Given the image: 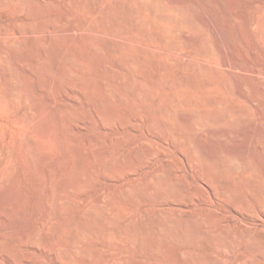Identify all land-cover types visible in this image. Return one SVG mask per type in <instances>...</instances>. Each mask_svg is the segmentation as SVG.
Returning <instances> with one entry per match:
<instances>
[{"label":"rangeland","instance_id":"1","mask_svg":"<svg viewBox=\"0 0 264 264\" xmlns=\"http://www.w3.org/2000/svg\"><path fill=\"white\" fill-rule=\"evenodd\" d=\"M113 1L102 0L96 3V7L113 6ZM178 1L181 9L168 11L173 17L172 21L157 19L148 24L146 20L151 15L142 10V18L137 22L136 30L129 28L120 16L116 18L113 33L108 29H97L99 33L96 37L103 41L112 38L124 49L123 53L140 62L139 67L125 63L122 56L110 55L104 48L96 52L81 37V32H76L72 47L84 51L88 61L77 59L79 65L75 66L71 60L76 59V56L66 60L59 51L53 50L52 59L44 62L38 71L33 69L36 60H44L43 49L52 46L47 31L54 27H67L81 16L68 0H0V233L14 243L21 254V257L14 260L7 253H1L0 264H63L43 241L31 245L26 240L28 235L42 230L50 218L51 205H42L40 202L41 196H45V200L50 197L47 185L52 181L59 189L63 184L74 183L77 177L88 174L90 164L95 167L90 182L75 190L65 186L57 190V197L67 196L72 199V204L62 210L63 224L103 195L105 205L110 214L114 215L113 219L106 220L104 224L123 229L127 225L140 224L144 218L154 222L164 217L173 236H156L159 247L157 253L142 250L135 240L127 242L123 238L87 237L81 241V247L97 253L93 256L79 253L74 263L120 264L121 259L134 264L261 262L263 255L255 242L260 237L264 222L259 216L252 192L247 190L246 182L256 181L263 168L255 144H264V81L252 75V72H264V52H253L255 39L250 32L248 17L257 7L262 13L260 27L264 29V0H224V7L216 5L215 0ZM241 7L245 9V14L236 18L234 9L243 11ZM215 15L220 17L216 18ZM183 16L186 19L178 23L179 30L176 31V18ZM228 17L233 18L232 23L228 24ZM22 28L34 29L36 33L24 34L20 30ZM40 28L46 32L40 33ZM3 30L11 34L3 36ZM219 30H233L230 34L235 37L230 35L224 38ZM258 30L256 32L261 34ZM160 34L172 40L170 49L174 55L164 52L166 47L158 38ZM227 39L229 42H240L242 46L238 44L248 48V52L244 48L239 53L235 48H230L228 52L221 51L219 44L221 41L225 43ZM212 45L215 51H212ZM71 52L77 55V51ZM237 54L240 55L237 57L241 63L247 60L243 69L239 70L241 74L231 72L223 62ZM60 64H66L76 78L87 81L89 88L73 86L56 68L52 70L50 67ZM101 65H106V69ZM161 66L166 69H161ZM48 71H54L59 85L54 83L50 87ZM119 76H125L134 87L148 91L149 100L143 99L133 88L126 87ZM100 82L112 87L120 97L115 98L100 89ZM12 87L18 88L20 92L15 104H11L9 95ZM239 90L247 96H256L257 100L253 103L246 98L242 99ZM166 96H172L177 101L182 131L205 150L218 154L228 147L248 151L247 158L253 168L240 174L226 173L206 155L205 161L235 183L240 198L251 204V212L245 211L244 206L235 199H228L204 173L200 162L194 160L186 150L185 137L175 141L169 124L164 136H160L151 125L154 109L152 100H161ZM95 99L106 104L114 120L108 123L102 120ZM212 99L223 105H212ZM58 102H68L76 110V115L71 116L66 123L71 143L59 126V114L52 110V104ZM33 106H38L39 110L32 112L28 124H24L21 119ZM128 107L132 110L129 111ZM232 108L240 115L236 119L217 125L196 126L192 123L196 115L223 116ZM27 140L32 144L28 142L34 160H31L29 149L26 148ZM113 142H118L119 146L112 152L99 156L84 154L106 150ZM147 147L153 154L146 155L143 152ZM136 148L142 151L140 165L133 169L121 168L119 163L127 162V157ZM109 162L115 163V167L103 173L100 167ZM71 165H79L78 173L69 172ZM159 167L168 168L167 184L176 187L177 197L164 193L162 201L154 198L140 199L135 200L133 206L115 197L116 189L129 181L143 182L149 173ZM242 232L252 243L240 239L235 241V237ZM241 256H249L250 262L243 263Z\"/></svg>","mask_w":264,"mask_h":264},{"label":"bare ground","instance_id":"2","mask_svg":"<svg viewBox=\"0 0 264 264\" xmlns=\"http://www.w3.org/2000/svg\"><path fill=\"white\" fill-rule=\"evenodd\" d=\"M101 1L102 0H68L69 3L73 4L74 10L81 16V18H78L75 21L71 22L70 24L67 25V27H64V26H63V28L54 27L53 29L47 31L48 35L51 37V40H52L51 45L52 46L49 48L43 49L45 58L42 61L39 59L36 60L35 66L33 69L38 70V71L41 70L44 62H48L52 59L51 55L54 53L53 50L59 51L61 53V56H63L66 60H70V59H72V57L76 56V59L71 60L73 65H75V66L79 65L78 60L88 61V56L84 51L77 50L76 48L72 47V45H73L72 42L74 41V36H75L76 32H81L80 33L81 37L84 40L88 41L89 44L94 48V50L96 52L100 48H104V49H106V51L109 52L110 55L122 56V59L125 63L130 64L133 67H139L140 62L138 60L132 58V57H129L128 54L123 53L124 49H122L119 45H117L112 38H109L107 41L106 40L103 41V39L101 40L100 38L96 37L97 34L99 33V31L97 29L98 28L108 29L111 33H113V30L116 29V18H117V16H120L129 28H131L132 30H136L137 29L136 24L142 18V10L147 11L151 15V18L149 20L148 19L146 20L149 24L150 22H154L157 19H159L163 22L164 21L165 22L166 21H172L173 17L169 15L168 11H172V10L178 11L179 9H181V3L178 0H174V1H170V0H130L128 2L115 0V2L113 1L114 3L112 2L113 6L111 5V6L102 7V8L96 7V3L101 2ZM215 1L217 2L216 5L221 4L222 7H224L223 4L226 5L224 0H222L223 2L221 0H215ZM3 2H5V1H3ZM16 3H19V2H16ZM213 6H215V5H213ZM15 7H13V8H15ZM18 7L20 9V6H18ZM232 8H231V11L233 12ZM241 8L243 9V7H241ZM17 11H18V9H17ZM244 11H245V9H243V11H241L239 8H238V10L234 9L236 18H237V16L244 15L245 14ZM35 14H37V13H35ZM249 14L250 15L248 17V23H249L250 29L252 30L250 32H252L253 37L255 39V42L253 41L255 44V47H254L255 51H253V50L252 51L253 52H256V51L264 52V29H261V27H260V25H261L260 14H262V13L256 7V9L252 10V12ZM227 15H228V13H227ZM215 17H216V15H215ZM218 17H220V16H217L216 18H218ZM185 19L186 18L184 16L181 18H179V17L176 18V22H177L175 25L176 31L179 30L178 23L183 22ZM221 19H222V16H221ZM226 20L228 21V24L233 22L232 17H228ZM213 24H215V23H213ZM212 27H214V26H212ZM22 29H20V30L24 34H32L33 35L36 33L34 31V29L33 30L30 28H26V29L24 28L23 30ZM216 29H218V28H216ZM219 29H223V28H219ZM257 29L260 30L259 33L262 32L263 34L262 33L258 34L256 32ZM230 31H233V30H230ZM230 31L229 30H219V33L222 32L220 34H222L224 36V38H229L231 35ZM39 32L43 33L46 31H45V29L43 30V28H40ZM2 34H3V36H7L11 33L6 31V30H3ZM232 37H235V35ZM158 38L160 41L163 42V44H165L166 48L164 49V52L167 55H174V52L170 49L172 40L164 34H160L158 36ZM230 39H232V38H230ZM218 41H219V39H218ZM230 42H229V39H227L225 43L224 42L222 43V41H221V43L219 44L220 50L223 52H225V51L228 52L230 50V48H235L234 50L237 49L238 53H239V52H242L243 48L245 49V47H243V48L241 47L242 44L240 42H238V43H240L241 46H240V44H238L234 41L231 42L232 44ZM199 43L204 45L202 41H200ZM243 46H245V45L243 44ZM143 49H144V47H143ZM247 49L248 48H246L245 50H247ZM71 50L77 51V55H72L74 53L71 52ZM144 50L146 51V48ZM213 50H214V46L212 45V51ZM248 50H247V52H248ZM231 51H233V50L231 49ZM250 53H251V51H250ZM246 54L244 53V55H246ZM255 54H257V52ZM238 55L239 54H237L233 57H230V58H226L225 61H223V62H225L226 66L229 68V70L233 73H238L239 70H242L244 67L243 64L246 63V61H247L246 60L244 63L243 62L241 63L240 58L237 57ZM241 55H243V54H241ZM225 56H227V55H225ZM248 56H251V55H248ZM258 56H260V55H258ZM261 56H262V54H261ZM3 58H7V56H4ZM249 58H251V57H249ZM100 64H99V66H100ZM259 64H261V62ZM252 65H250V66L254 67ZM245 66H247V65H245ZM250 66H249V68H250ZM50 67H52V70H55V68H56V70L59 72V74L65 80L72 83L73 86L74 85H76L78 87L80 86V87H82V89H84V88L88 89L89 88V83L85 80H80L79 78H76L74 75H72V73L70 72V70L66 64H60V65H57V67H54V65H52ZM102 68L106 69V65H103ZM161 69L165 70L166 67L161 66ZM245 71L247 72L246 69H245ZM34 72H36V71H34ZM246 72H244V73H246ZM249 72L250 71H248V73ZM253 74L255 75V77L257 76L258 79H261L262 82L264 81V72H262L261 70L258 72L253 71L252 75ZM119 77H120L121 82L126 87L133 88L132 90L133 91L136 90L138 92V94L141 97H143V99H145L146 101L149 100L148 91L143 90L141 87H134V85L131 83V81L128 80L125 76H119ZM235 77H236V75H235ZM47 78H48V82H49L50 87H52V85L54 83H57L59 85L58 80L54 76V71H48L47 72ZM56 87H58V86H56ZM98 87L100 89L106 90L111 96H113L115 98L120 97L112 87L108 86L104 82H100L98 84ZM225 87L227 88V86H225ZM239 88H242V87H239ZM242 92L241 91L239 92V96L242 97V99L246 98L251 102L257 100L256 96H251V94H250V96H247L246 94H243L244 92L243 93ZM31 93L29 92V94H31ZM9 95L11 97V104H15L20 97V92H19L18 88L12 87L9 90ZM152 101L154 102L153 103L154 109L152 110V113H151V119H152L151 125L156 128V130L159 132V135L164 136V134L166 133V126L169 124L171 126L170 131L172 133V137L175 141L178 140L179 138L185 137L186 138V150L190 152V155L194 160L200 162V164L202 165L204 173L209 176V178L212 180V182L214 181L213 182L214 184L218 185L219 190H221L225 194V196L228 197V199L229 198L235 199L238 204H240L241 206H244L245 211L251 212V209H252L251 204L248 201L245 202L240 198V195H239L238 189L235 186V183L233 181H231L227 177V175L222 174V172H219L216 168H213V167L211 168L205 161V155H206V156L212 158V160H214L215 163L219 164V166L226 173L240 174V173H243L245 171H249L253 168L251 162L247 158L248 151L243 152V151H240V150L238 151V150H235L234 148L228 147V149L226 151L218 154V153H215L213 151L211 152V151L205 150L200 144H198L195 140H193L190 137V135L185 134L182 131V129L180 128V124H182V123L178 119V112H177L178 104H177V101L174 97L166 96L161 100H152ZM95 103H96L95 104L96 109H97L100 117L102 118V120L105 123H108V122L114 120L115 117H114L113 113L110 111V109L106 106V104L104 102H100L98 99H95ZM213 104L219 105V106L223 105L222 102H216V100L214 101L212 99V105ZM261 106H260V108H261ZM52 107H53L52 110H55L57 112V114H59V117H60L59 126L61 125L63 132H64V135L67 136L69 142L71 143L70 135L68 133L66 123L69 120V118H71V116L76 115L75 108L72 107V105L68 102L53 103ZM38 110H39L38 106L30 107L28 109V111L25 113V115L22 117L21 121L24 124H28L30 114L32 112H38ZM128 110L131 111L132 109L130 107H128ZM238 115H239L238 111L236 109L232 108L229 111V113H227V115H223V116L220 115V116H212V117H203L202 115H196L193 117L192 123L195 124L196 126H204L206 124L207 125L208 124H212V125L216 124L217 125V124H220L222 122H225L226 120L230 121L232 119H236L238 117ZM238 130H237V132H239ZM220 133L225 135L224 132H220ZM219 135H218V137H219ZM223 135H221V136H223ZM229 136H230V134H229ZM93 137L97 138L94 135H93ZM235 137H236V135H235ZM28 142H30V141H28V140L25 141L26 148L29 147ZM30 145H32L31 142H30ZM118 146H119L118 142H113L112 145L110 146V148H108L106 150L99 149L97 152H84V154L87 153V155H90V156H99L102 153L112 152ZM255 147L260 152V156H261L260 158L262 159L261 163L263 165V168H262L258 178H256L257 180L255 179L256 181H254L253 179H252L253 181L247 180L248 182H246L247 184L246 183L245 184H246L247 190H249L250 193L252 192L251 194L255 198V201L257 203V207H258L257 210H258L259 216L262 218V220L264 222V144H262V143L255 144ZM32 151L33 150L30 151V149H29L30 158H31V160H34V153H32ZM140 152H142V151H139V149L136 148L134 150V152L130 153V155L127 157L128 158L127 162H120L119 163L120 167L125 168V169H133V168L139 166L140 162H141ZM143 152H145L146 155L153 154L152 150L149 149V147L144 148ZM78 166L79 165H77V166L71 165L69 168V172L74 173V174L78 173V168H79ZM114 167H115V163L109 162V163L103 164L100 167V169L103 171V173H107V172L111 171L112 168H114ZM94 172H95V167L93 164H90L89 168H88V174H86L84 176L77 177V179L74 183L73 182L69 183V184L66 183L65 185L63 184L61 187L65 186L67 189L75 190L79 186L90 182L92 180V176H93ZM168 172H169V170L167 167H159L153 173H149L143 182L129 181L124 186H121L120 188L116 189L114 195L119 200L125 202L128 206H133L135 203V200L146 199V198H149V199L154 198L158 201H162L163 197H164L163 196L164 193H166L170 197H177L178 192H177L176 187H171V186H168V184H167ZM49 173H51V175H52V172H50V170H49ZM243 179H246V178H243ZM61 187H59V189H58L57 186L52 183V181L47 185V189L50 192V197L48 200H45V196H41L40 202L42 205H45L47 203L51 205V209L49 212L50 218L42 230H40L39 232H36L33 235H28L26 241H27V243H29L31 245H36L38 242L43 241L44 244H46L51 249V251H54L57 254V257L62 261L63 264H76L74 262L76 260V255H78L79 253H82L83 255H86V256H93L97 253L96 251L81 247V241L87 237H99V238H104V239L123 238L127 242L129 240L130 241L135 240L138 242V244L142 250L150 252V253H157L159 251V247L157 244L156 236L161 235V234H170V235L173 234V232H171L168 229L169 227L167 226V223H166L164 217H161L160 219L158 218L154 222L151 221V219L144 218L140 224L127 225L123 229L104 224V222L106 220L113 219L114 215L110 214L107 206L105 205L103 195L98 196L96 199L91 201L87 205V207L85 208L84 211L79 212L71 220H69L67 223L63 224V221L61 219L62 210H63V208L69 207L72 204V199L70 197H67V196L57 197V190H60ZM253 205H254V202H253ZM236 239H237V241H238V239H240L239 241L242 240V241L248 242V243L251 242L250 241L251 239L248 238L244 232H242L241 234L236 236L235 241H236ZM255 243L257 244L259 251L263 255V259L261 260V262L259 264H264V225H263V229L261 231L260 237H259L258 241H256ZM253 244H254V241H253ZM4 252L7 253L14 260L21 257L20 256L21 254L17 251V248L14 246V243L8 241V238L5 237V235L3 233H0V254L4 253ZM248 257L249 256H241L240 258H241V261H243V263L244 262L249 263L251 259H249ZM83 262L85 263V261H83ZM119 262H120V264H134V263H131V262H129L127 260H123V259L119 260ZM86 264H91V263L86 262ZM101 264H107V263L102 262Z\"/></svg>","mask_w":264,"mask_h":264}]
</instances>
